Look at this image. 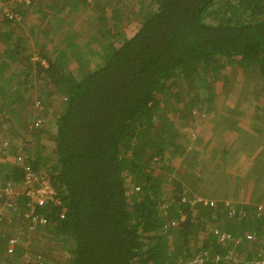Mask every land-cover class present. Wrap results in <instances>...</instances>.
<instances>
[{
    "label": "trees",
    "instance_id": "16d2710c",
    "mask_svg": "<svg viewBox=\"0 0 264 264\" xmlns=\"http://www.w3.org/2000/svg\"><path fill=\"white\" fill-rule=\"evenodd\" d=\"M8 1L0 6V26L7 27L14 19L4 12L17 15L16 6H23L11 1L7 7ZM65 1L55 0L50 8L57 13L55 6L60 10ZM31 2L41 12L35 11L40 21L36 15L31 17V25L37 28H30V33L46 37L41 24L48 11L41 5L47 4ZM72 4L91 7L99 22L112 19V32L101 27L102 43L97 39L90 50L77 52L72 34L57 35L59 50L50 44L48 49L36 51L46 60L47 65L42 66L30 61L31 46L20 45L25 38L10 30L0 33V39L5 38L9 45L6 59L3 55L0 62L14 67L11 80L18 72L16 67L24 73L23 86L17 92L25 93L24 88L29 94L31 88L34 92L33 76L44 83L41 90H35L37 111H31L32 125L36 120L42 123L38 112L44 110V94L53 106L59 105L51 121L55 131L49 132L53 151L39 152L35 161L41 165L34 167L28 157L24 159L35 172L48 174L58 196L57 205L48 203L35 210L46 216L45 227L54 238H46L48 243H44L58 257L51 263L180 264L170 251V239L178 236L184 244L192 237L201 257L199 264H264L257 255L264 251V196L253 195L251 203L233 200L227 206L219 200L220 195L211 193L216 187H210L204 192L212 195L206 203H192L181 188V180L191 170L187 161L195 158L189 153V142L197 137L202 140L200 160L212 163L207 176L213 172L221 176L216 171L219 166L212 165H219L228 155L226 149L214 157L217 148L210 152L219 122L225 120L218 115L221 100L212 79L213 63L235 60L239 71L233 91L246 96L238 88L251 89L257 80L256 90L262 96L264 0H75ZM69 15V11L63 12V25L69 24ZM46 53L55 56L50 58ZM89 61L92 65L85 67ZM200 94L205 96V117L193 114ZM228 103L226 108L234 111L239 97ZM261 119L264 124V116ZM35 128L31 130L39 135L46 133L43 127ZM237 130L227 128L221 135L230 142L238 137ZM250 133L259 140L254 154L237 149L225 174L240 176L242 166L250 160L255 163L252 173L264 168V128ZM178 156L182 170L175 176L171 161ZM155 170L161 175H155ZM260 172L264 174V170ZM224 190L228 198V193L233 195L237 189L227 183ZM219 214H223L224 224L218 222ZM212 217L218 223L202 225ZM230 217L233 221H227ZM211 226L229 232L231 238L217 240ZM22 232L20 228L15 233L19 240ZM248 233L255 236L247 238ZM36 250L30 253H47ZM186 254L189 259L194 256L190 251Z\"/></svg>",
    "mask_w": 264,
    "mask_h": 264
},
{
    "label": "rangeland",
    "instance_id": "374dc122",
    "mask_svg": "<svg viewBox=\"0 0 264 264\" xmlns=\"http://www.w3.org/2000/svg\"><path fill=\"white\" fill-rule=\"evenodd\" d=\"M27 1V0H26ZM35 3H39L41 5L42 4H47L46 7L41 5V8H45L48 11V15L46 17V19L43 21L45 23L42 22L41 24V30H45L47 33V36L44 37L43 35H40L39 37L36 36V34L34 33V35L32 33H30V28L28 26V24H21V25H8L3 26V32H0L2 35L3 33H9L7 30L12 31L14 34L21 36V38H23V35L29 36L30 34H32V37L30 38V42L32 45V41L34 46L38 49H48L50 47V44H53L54 48H56L57 50H59V41L56 40L57 39V35H62V34H72V36L75 37V42L73 44V47L76 49L77 52H84V50H90L89 48L91 47V44L95 43L97 41V39H99V41L102 43L101 39L102 37L100 36V28L103 27L104 30H106V28L109 29L110 32L111 28H112V24L111 21L112 19H108L106 22L105 21H98V17L97 14L91 10V7L86 6V7H82L81 5H73L72 3H74L75 0H66L65 2L62 3V6L59 7L60 11L58 10V6H55L54 10H57V13L54 12L51 8H50V2H48V0H35ZM64 1V0H63ZM37 5L34 4L32 7H29V11L30 14L33 12V10L35 9L36 12H41V10L39 8L36 7ZM64 11H69L70 15L69 17H71L70 22H67L69 24H65L63 25V21H64V17L63 16V12ZM105 11V10H104ZM107 11V15L109 16V11L106 9ZM2 11H0L1 13ZM55 13V14H54ZM72 13V14H71ZM89 15H92L89 17ZM73 18V20H72ZM40 21V20H39ZM37 27H34L32 29H36ZM24 29H27L26 31H24ZM0 30H1V26H0ZM48 39L51 40V42H48ZM20 45L23 44V41L19 42ZM102 44H100L99 46H101ZM45 47V48H44ZM48 54V53H46ZM50 58L54 57L55 54L53 53L52 55L48 54ZM84 56V55H83ZM89 57V56H88ZM94 58V57H93ZM92 65V62H88L85 64V67H89ZM212 79L214 82V87L215 88H219L220 91L219 95H220V104L219 107L217 106V109L220 110V112H218V115H221L220 117L224 118L225 120H221V122H219L220 126H218L217 130H219L218 134H216L215 139H214V143L215 145L213 147H209L210 152H212L215 148V153L213 154V157L218 155V151H221L222 149L227 148L226 150L228 151V155L226 158L221 159V163L218 164H213L212 166H216L215 168H217L219 166V169H216V171L221 174V176L216 175V173L209 174V176H207V174L210 172L211 173V167L209 166L212 163H208L207 161H203L200 160V155H201V149H200V145L199 144H203L202 140L200 138H196V140H193L191 142H189V146L192 147L189 150V153H191L194 155V159L192 157L191 161H187L188 165L191 167L190 170V174L189 175H185L184 178L181 180V188L183 191H185L186 193L189 194L190 197V201L193 203L194 201H196V198L200 196L203 197L205 189H209L210 187H216V189H212V194L213 193H217L218 195H220V199L223 202V205H230L231 201H237V202H241V203H251L252 202V196L257 195L258 197H262L264 196V174L262 172H260V170H264V168H260L256 169L253 173L252 170L255 167V163L252 162V160L245 162V164L242 166V169L239 171V173H242L240 176H229L227 173V169L230 168V164L229 162L233 161L234 158V154L237 151V149L239 148H244L246 150V152L248 154L253 155L254 154V146L259 143V140L257 139L258 137L261 136V133L259 132L258 137H255L254 135H248V131L246 130L247 128H249L250 126L255 125L257 127V130H261L264 128V124L260 121L262 120L261 118L264 116V108H263V104H264V90L261 91L262 96L260 97L257 89V80L254 81V85L253 88L248 89V90H244V86H240L238 88L239 91H245L246 96H242L239 95L238 92L236 91V93L233 91V84H236V80L238 77V71H239V67L236 65L235 60H232L230 62L225 63L224 61H219L216 63H213L212 65ZM241 75V74H239ZM246 75V74H244ZM14 80V79H13ZM11 82V78L8 79V82H5L4 80V84H2L0 86V88H5L7 87L10 83V86H15L18 88L16 81ZM43 81L40 80H34L33 81V87L34 88V92L33 89H30V94L28 96V102L31 100V104L29 105L28 109H26V119L27 121H29V123H27L26 127H23L25 129V131L29 132L32 134L31 140L32 143H43L45 144L46 148H52L51 144L52 141L50 140V138L52 137L51 134L49 132H52L53 130V126H52V120L54 118V116H56L57 114V110L59 109V105L57 106H53L50 103V100L48 99V96H46L44 94V97H46L45 100H41V102L45 105H42V107L44 106V110L42 112H38L41 116L42 119V123L41 126H34L32 125V117H30V114H32L33 112H31L32 110H36L34 108V95L36 93L35 90H41L42 87L44 86V83H42ZM47 85H45L46 87ZM193 90V89H192ZM191 90V93H193V91ZM32 92V93H31ZM200 96L197 97V103L196 105L193 107V114L195 116H204V109L206 106V103H204V98L205 96H203V94H200ZM170 95L167 96V99ZM43 97V98H44ZM239 97V103L237 106V109H235V107H232L233 109H235L234 111H229L225 105L228 104V106L230 105L228 103L229 102H234L235 99H238ZM37 101V100H36ZM247 103V104H245ZM200 104V105H199ZM168 105H171L170 102H168ZM230 107V106H229ZM216 109V110H217ZM37 111V110H36ZM210 111V110H209ZM235 112V113H234ZM13 111H10V114L13 115ZM211 113V111L209 112ZM208 113V115H209ZM250 113V114H249ZM251 118V121L249 119V117ZM226 118H231L230 121H227ZM50 120V121H49ZM52 121V122H51ZM46 124V126H45ZM225 125V127L222 128V126ZM1 126V124H0ZM3 127H8L11 128V125H4ZM36 127V128H35ZM43 127L46 130V133H41L40 135L37 134L36 132H34L33 128L37 129ZM231 127V128H230ZM234 129V128H238L239 130H237L235 132V136H238L236 139L232 140V141H225L224 136L221 135V133H224L225 129ZM253 129H255V127H253ZM256 130V129H255ZM54 131V130H53ZM251 134V133H250ZM195 137L194 135L192 136ZM235 141H237L236 146L232 149V144L235 143ZM206 145V144H205ZM205 145H203L201 148L205 147ZM187 145V147H189ZM208 148V145L206 146ZM47 153L52 152V150L50 151V149H46ZM256 151V150H255ZM180 156H178L177 158L175 157L171 163L174 167V175L176 176L177 174L179 175V172L182 170V166L180 164ZM218 157V156H217ZM221 157V156H219ZM222 158V157H221ZM193 163H200L198 164V166H196ZM230 162V163H231ZM151 167V165H150ZM154 167V166H153ZM204 167V168H203ZM157 170H159L157 167H155ZM201 169V170H200ZM161 171V170H160ZM220 171H223L222 173H220ZM155 175H161V172L159 171H154ZM173 176V174L171 175V177ZM230 177V179H229ZM172 179V178H171ZM257 180V181H256ZM212 182L214 183L212 185ZM229 183V185L235 187L236 193L233 195H230L228 193V198H225V190L224 188L226 187V184ZM252 185L255 186V189H250V187H252ZM170 186L168 183H166V187ZM258 186V187H257ZM196 194V195H195ZM203 194V195H200ZM229 196L233 197L230 198ZM212 195L208 193H205L204 195V199L206 201H208V198H211ZM214 199V198H213ZM169 208V207H168ZM17 209V207H16ZM246 208H243V211H246ZM223 211V210H222ZM232 209H230L229 213L232 214ZM242 211V210H241ZM170 214V213H169ZM219 221L221 224H224L223 222L225 221V218L223 217V214H219ZM236 219V218H235ZM198 221V220H197ZM227 221H233V219H228ZM213 223V225H215L217 222V220H215L212 217V220L210 221L209 219H206L203 221L202 225L208 226L207 223ZM16 224V223H15ZM259 227L261 226L258 223ZM212 227V226H211ZM213 229H215L216 227H212ZM210 230H213V229ZM17 229L19 230L20 228L18 227V225L16 224V226L14 227V230L17 231ZM29 230V229H28ZM35 230V229H34ZM40 232H42L41 230H47L44 231L42 233L39 234V236L37 235L36 242L38 243H48L46 241V238L49 239H54L51 235H48V229L47 227H42V229H39ZM31 231V230H29ZM261 232V230H260ZM259 232V233H260ZM26 233V232H25ZM31 233H34L33 231ZM167 236L173 237L171 234H167ZM255 236V235H254ZM2 241V240H1ZM61 239H59L58 242H60ZM264 241V239L262 240ZM56 242V241H55ZM170 243H171V257L172 258H176L177 262H179L180 264H199L201 263V257L199 256V254L197 253L198 247H195L194 242L192 240V237L188 240L187 244H184V241H182V239H178V236L174 239H170ZM183 244V247H181V245ZM53 245H55V243H53ZM62 245V243H61ZM257 245V243L255 244V246ZM260 245V244H259ZM64 246H66V244H64ZM260 247V246H259ZM34 246L30 247V250H36L33 249ZM262 248V245L260 247V249ZM28 249L29 253L30 250ZM39 251V250H36ZM187 251H190V254H194V256L189 259V257L187 256ZM40 252V251H39ZM43 259H45L47 262L49 261H56L58 260V257L56 256L55 250L52 249V251L50 250V252L48 254H41ZM260 255V257L264 258V251L259 250L258 254ZM226 259H229L230 256L229 255H225L224 256ZM28 258L31 259V256L28 255ZM215 258H218L217 256H215ZM187 260V261H185ZM183 261H185L184 263H182ZM261 263V261H260Z\"/></svg>",
    "mask_w": 264,
    "mask_h": 264
},
{
    "label": "crops",
    "instance_id": "0c3cea01",
    "mask_svg": "<svg viewBox=\"0 0 264 264\" xmlns=\"http://www.w3.org/2000/svg\"><path fill=\"white\" fill-rule=\"evenodd\" d=\"M16 3L23 6H16L19 9V12L16 10L17 18L12 19L10 22V25H21V24H28L29 28H34L33 25H31V17L35 16L39 20V16L35 13V9L30 14L29 7H32L34 3H30L31 0H9L6 4L7 7H9L8 3ZM50 2V7H52L55 3V0H48ZM21 12V14H20ZM3 24L1 25V30L3 29ZM0 30V31H1ZM27 29H24L26 31ZM32 37V34L29 36L23 35V38L26 39L24 41V44H27V46H31L30 50L33 53V55L30 58V61L33 63H39L42 66H46V60L42 58V56L37 55L36 53L37 48L34 46L32 41V45L30 42V38ZM23 45V44H21ZM26 46V45H24ZM8 47V49H7ZM9 51V45L8 41L5 40V38L0 39V57L4 55V59H6V55ZM5 61V60H4ZM7 62V61H6ZM4 62V63H6ZM3 63V62H2ZM0 62V86L4 84L5 82H8V79L11 78L10 74L13 72L14 67L10 65H2ZM20 67H16V72L13 76L14 80H16L17 86L21 87L23 80V71L20 70ZM43 76V75H42ZM35 77V80L37 76ZM5 80V82H4ZM12 82V80H11ZM11 84V83H10ZM10 84L5 88H0V186L11 183L13 184V188L16 189L19 193L24 189V186L22 185V178H23V170H21L22 166L20 162H17L15 160V157L17 154L22 153L25 154L29 160L32 163V166L39 164L40 162L36 163V156L41 152L42 150L47 153L46 149H50V151H53V143L51 144L52 148H46L45 144L43 143H32L31 137L32 134L25 131L23 127L27 126V121L25 114L26 109L29 107L28 102V94L26 88L25 93L22 94L19 89V93L17 92V87L10 86ZM26 94V95H25ZM24 95V96H23ZM10 111H13V115L10 114ZM250 114V113H249ZM249 117V116H248ZM250 121L251 118L249 117ZM256 124L250 126L246 130L251 132L252 134L257 130ZM4 125H11V128L3 127ZM46 126V124H45ZM255 127V129H253ZM231 128V127H230ZM45 129V128H44ZM230 133V132H229ZM231 135V134H230ZM226 141V140H225ZM227 142V141H226ZM237 141H235L234 144H232V149L235 147ZM41 149V150H40ZM227 149V148H225ZM50 153V152H49ZM31 166V167H32ZM47 169V168H46ZM43 170V169H42ZM258 187V186H257ZM250 189H255V186L252 185ZM254 195V194H253ZM28 199L21 198L17 200V209L15 207V210H10L7 207L3 205V202L0 201V208L3 209V213L0 216V230L2 233H0V260L1 264H34V259H29L28 257L25 259L26 255L35 256L29 253L28 249L32 246H34L33 249H39L43 253L44 251L48 254L51 249H49L48 246H45L44 243H38L36 242L37 235L39 236L40 233H37L39 230H33L34 233H31L32 231H28V222L23 217V212L25 211L26 204ZM19 228L23 229V237H20V240L18 239L17 243V252L14 254H7L4 247V239L8 235H15L17 233L16 230H14V227L16 224ZM24 225V226H23ZM43 231V230H42ZM26 232V233H25ZM38 238V237H37ZM2 240V241H1ZM52 251V250H51ZM38 255V254H37ZM30 260V261H26ZM52 261H49L51 263ZM53 264V263H51Z\"/></svg>",
    "mask_w": 264,
    "mask_h": 264
},
{
    "label": "built area",
    "instance_id": "2783aa9c",
    "mask_svg": "<svg viewBox=\"0 0 264 264\" xmlns=\"http://www.w3.org/2000/svg\"><path fill=\"white\" fill-rule=\"evenodd\" d=\"M4 4V0H0V6ZM6 11V10H4ZM6 16L9 18H17L15 13H5ZM39 103L37 102L35 105ZM40 121H34V125H39ZM27 156L25 154H17L16 159L18 162L22 163V168L24 170L23 178H22V185L24 189L19 193L16 189L13 188V184L6 183L0 186V201L3 202V205L10 210H15L17 205V200L20 197L23 199L25 198L27 201L25 211L23 212V217L27 220L28 226L27 228L31 231L39 230L44 228L47 225V218L43 214L35 213L36 208H42L46 206L48 203L52 205H57L59 203L58 196L56 190L54 189L53 185L51 184L50 178L48 174L44 171L43 173L35 172L30 164H24V159ZM197 202L202 201L206 203L205 199H201L200 197L196 198ZM210 205H214L212 201L209 202ZM3 213V209L0 208V216ZM233 213V211H232ZM215 238L221 242H224L228 238H231L230 233L224 230H219L217 228L212 230ZM0 233L1 230H0ZM247 238H253L254 236L250 233L246 234ZM237 237H234L233 240L237 242ZM18 243V238L15 235H8L4 239V247L7 254H13ZM28 255L25 256V259ZM33 258L34 264H47L42 256L35 255L31 256ZM262 258V257H261ZM30 261V260H26ZM261 263H264V258H262ZM1 264V260H0Z\"/></svg>",
    "mask_w": 264,
    "mask_h": 264
},
{
    "label": "clouds",
    "instance_id": "9594fccd",
    "mask_svg": "<svg viewBox=\"0 0 264 264\" xmlns=\"http://www.w3.org/2000/svg\"><path fill=\"white\" fill-rule=\"evenodd\" d=\"M40 108H41V106H40ZM40 108L38 107V109H40ZM53 130L55 131V128L54 127H53ZM38 255L42 256L41 254H38ZM43 260L48 264V262L45 259H43Z\"/></svg>",
    "mask_w": 264,
    "mask_h": 264
}]
</instances>
